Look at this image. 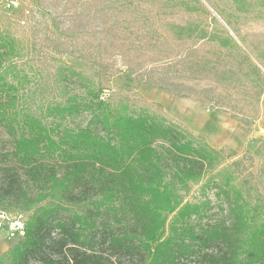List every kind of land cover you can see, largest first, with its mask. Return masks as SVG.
<instances>
[{
	"label": "trees",
	"instance_id": "16d2710c",
	"mask_svg": "<svg viewBox=\"0 0 264 264\" xmlns=\"http://www.w3.org/2000/svg\"><path fill=\"white\" fill-rule=\"evenodd\" d=\"M111 2L112 55L140 85L247 129L264 124V52L238 26L264 0H221L216 15L202 0ZM15 10L0 9V128L11 143L0 152V212L23 215L26 232L0 264H264L253 157L213 148L138 91H108L103 75L115 71L102 46L27 31ZM84 115L85 126H66ZM194 186L225 198L218 218L208 220V201H186Z\"/></svg>",
	"mask_w": 264,
	"mask_h": 264
},
{
	"label": "rangeland",
	"instance_id": "374dc122",
	"mask_svg": "<svg viewBox=\"0 0 264 264\" xmlns=\"http://www.w3.org/2000/svg\"><path fill=\"white\" fill-rule=\"evenodd\" d=\"M14 1L19 4L10 15L14 19H25L26 30L31 27H40L44 31L62 33L72 39L73 47L90 49L95 44L102 46L104 58L113 63L115 73L111 76L110 71L103 75V85L108 91L133 90L138 91L148 102L159 105L171 118L186 126L196 135L202 136L210 146L217 150H223L228 155L235 152L237 156L249 155L253 157L251 168L255 182L259 190L264 193V124L260 119L251 129L244 128L229 115L220 113L215 107L204 102L178 98L151 87L140 85L130 72L122 64L119 57L112 53L115 51L111 33L106 23H113L117 19V8L111 0H0V9L5 4ZM221 0H202L204 5L216 15L212 9ZM28 15L26 18L25 16ZM182 20V16L177 17ZM246 45L259 53L264 52V10L260 13L246 17L238 22ZM41 38L35 39L37 46H42ZM247 51V49H246ZM249 55V51H247ZM69 64L79 69L86 68V64L67 58ZM264 76V60L257 61ZM19 76L22 74L19 72ZM15 81V80H14ZM33 83L20 88V97L27 95ZM75 93L80 89L73 87ZM29 95V94H28ZM264 103V97L262 98ZM23 105L25 102L22 103ZM28 106V105H25ZM33 113L38 114L39 108L34 106ZM89 119L88 115L67 120L66 126L77 128L85 126ZM11 143L9 136L0 128V152L10 151ZM232 160L230 159V162ZM1 165V164H0ZM1 185V181H0ZM194 186L187 202L208 201V220L218 218L219 206L225 202V198L218 194L216 188L207 189L205 192ZM207 220V218H205ZM204 220V221H205ZM19 240L0 238V258L11 250Z\"/></svg>",
	"mask_w": 264,
	"mask_h": 264
},
{
	"label": "built area",
	"instance_id": "2783aa9c",
	"mask_svg": "<svg viewBox=\"0 0 264 264\" xmlns=\"http://www.w3.org/2000/svg\"><path fill=\"white\" fill-rule=\"evenodd\" d=\"M18 7L19 4L14 1L6 4L7 9L14 10ZM25 232V217L23 215H11L5 212H0L1 239H21L25 237Z\"/></svg>",
	"mask_w": 264,
	"mask_h": 264
},
{
	"label": "water",
	"instance_id": "95a60500",
	"mask_svg": "<svg viewBox=\"0 0 264 264\" xmlns=\"http://www.w3.org/2000/svg\"><path fill=\"white\" fill-rule=\"evenodd\" d=\"M5 236H6V234H5Z\"/></svg>",
	"mask_w": 264,
	"mask_h": 264
}]
</instances>
